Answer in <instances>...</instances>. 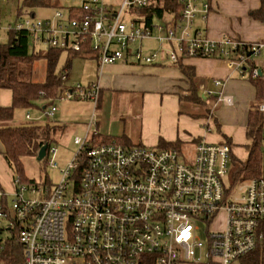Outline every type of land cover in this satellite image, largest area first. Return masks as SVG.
Segmentation results:
<instances>
[{
  "label": "built area",
  "instance_id": "2783aa9c",
  "mask_svg": "<svg viewBox=\"0 0 264 264\" xmlns=\"http://www.w3.org/2000/svg\"><path fill=\"white\" fill-rule=\"evenodd\" d=\"M70 1L68 17L56 10L53 18L39 20L27 11L9 32H27L47 51L94 58L100 67L154 65L163 58L176 65L189 57L226 61L244 76L251 60L264 53V43L203 36L195 21L199 14L207 21L209 6L200 9L198 0H178L177 17L150 23L137 11L159 0ZM145 42H156L159 49L147 53ZM259 76L252 69L251 78ZM215 84L223 87L221 81ZM100 95L99 84L64 87L58 100L97 106ZM218 102L232 105L223 93ZM56 111L51 105L46 117H55ZM74 143L78 152L56 185L29 187L17 178L9 204L0 183V264L10 261L5 255L15 234L22 264H234L257 248L264 180L233 181L227 143L199 142L190 159L177 148L94 144L89 136ZM57 156L58 149L50 147L46 157L55 169ZM220 214L223 230H207L201 240L197 223L213 224Z\"/></svg>",
  "mask_w": 264,
  "mask_h": 264
},
{
  "label": "crops",
  "instance_id": "0c3cea01",
  "mask_svg": "<svg viewBox=\"0 0 264 264\" xmlns=\"http://www.w3.org/2000/svg\"><path fill=\"white\" fill-rule=\"evenodd\" d=\"M115 1L120 4L122 0ZM64 2L52 0L49 8L59 10ZM205 5L209 6L207 21L202 20V14L195 21L196 30L203 36L214 41L233 37L249 44L264 43V0H198L200 9ZM172 16L167 13L165 19ZM158 49L144 44L147 53ZM78 57L87 61L84 70L94 76L89 85L99 84L101 89L97 106L79 102L90 110L86 137H91L92 142L96 143L98 137L110 138L125 146L152 148H161L163 142L178 144L176 148L182 152L186 148L193 151L199 142L227 143L232 148V160L246 162L249 158L253 143L248 135L249 123L253 122L254 112L264 114L260 109L264 106V53L251 60L244 76L226 61L217 59L187 57L172 65L163 58L154 65L131 62L100 67L94 58ZM182 67L191 70L197 93L204 102L185 99L192 85ZM71 68L69 62L65 70ZM254 68L261 76L262 88L251 78ZM217 81L223 82V87L216 86ZM208 92L214 95L209 96ZM220 93L229 97L232 105L218 102ZM12 102V92L0 89V106L10 107ZM261 133L264 135V128ZM123 136L127 139L120 141ZM0 144L4 159L1 140ZM4 178L0 171L3 187Z\"/></svg>",
  "mask_w": 264,
  "mask_h": 264
},
{
  "label": "trees",
  "instance_id": "16d2710c",
  "mask_svg": "<svg viewBox=\"0 0 264 264\" xmlns=\"http://www.w3.org/2000/svg\"><path fill=\"white\" fill-rule=\"evenodd\" d=\"M52 0H23L19 8V16L23 18V12H33L36 8H49ZM181 8L178 0H159L150 8L137 11L138 16L145 19L146 23L153 19L163 20L167 13L178 16ZM25 12V13H26ZM34 13V12H33ZM20 18V19H21ZM30 37L27 32H10L8 42L0 45V89H7L12 92L13 102L10 107L0 106V140L5 147L3 157L13 173L14 180L19 178L25 183L23 176L24 168L22 160L25 157H37L41 148L45 145L48 149L55 146L54 135L62 131L59 125L27 123L19 126L12 124L15 111L17 109L29 110L40 100H47L54 105L64 89L62 75L57 73V65L61 50H48L45 53L30 52ZM44 59L47 64L46 79L42 83L31 81L30 74L32 67L38 59ZM183 68V67H182ZM184 73L189 78L192 89L186 100L194 103L204 102L197 93L194 76L191 70L183 68ZM258 87L262 88L261 76L255 80ZM101 96V95H100ZM100 101V100H99ZM99 103V102H98ZM45 110V109H44ZM253 122L249 123L248 135L253 139L249 147L250 155L246 162L233 159V169L231 177L233 181H243L248 179L264 180V154L262 152V129L264 128V114L254 112ZM126 136L121 140H126ZM96 143H110L113 139L95 138ZM178 144H161V148H176ZM47 159V157L45 158ZM261 239L258 240L257 248L251 254L243 257L241 264H264V222L259 229ZM12 248L7 249L5 258L10 260L7 264H22V249L15 237L12 241Z\"/></svg>",
  "mask_w": 264,
  "mask_h": 264
},
{
  "label": "rangeland",
  "instance_id": "374dc122",
  "mask_svg": "<svg viewBox=\"0 0 264 264\" xmlns=\"http://www.w3.org/2000/svg\"><path fill=\"white\" fill-rule=\"evenodd\" d=\"M61 8H58L65 17L69 15V8L72 6L70 0H64ZM23 0H0V45L6 44L9 39V29H14L18 21L20 20L19 8ZM24 10L23 15L25 16ZM36 14V18L39 20L51 19L54 17L56 9L55 8H36L33 11ZM32 12V13H33ZM23 16V17H24ZM30 52H41L45 53L47 47L43 45V42H36L30 38ZM148 43V44H147ZM146 46H151L154 49H158L156 42H145ZM71 62L72 68L68 70L67 80L64 82V86L69 89H74L77 87L87 88L89 82L94 76L90 75L89 71L84 70L87 61L81 59L75 55H69L63 52L60 55V59L57 65V73L64 74L65 67ZM46 68L47 64L44 59H38L35 61L31 74L30 80L33 82H44L46 79ZM96 77V76H95ZM56 113L55 117H46L45 109H51V104L47 100H40L37 104L29 109H17L13 118L12 124L14 126H19L27 123H36L39 125L54 124L62 127V131H58L55 135V147L58 149V156L56 162L59 165L58 169L53 168L49 164L48 159L43 161H38L37 157H25L22 160L24 173L23 176L26 179V184L29 187L32 186H53L60 182L61 180V170L66 168L68 163L72 161L79 147L74 143L76 138H85L87 133L88 124L90 123V110L83 103L78 101H62L58 100L55 102ZM79 108V109H78ZM85 109V110H84ZM76 111V114L73 112ZM81 110L83 112H81ZM28 114L31 120L27 119ZM78 117V118H77ZM77 119V121H75ZM102 144V143H101ZM1 148V144H0ZM191 149L186 148L183 153L188 159L192 156ZM191 155V156H190ZM0 171L4 173L5 178L3 180V185L6 192L9 194V204H12L15 200L13 194L15 190L14 178L15 174L8 164L0 156ZM230 181V180H229ZM26 198L32 199L34 196L31 193H26ZM223 219L224 215L220 214L213 224H207V222L199 221L197 226L199 227L198 235L201 240H206V232L209 231H221L223 230ZM8 234H6L7 236Z\"/></svg>",
  "mask_w": 264,
  "mask_h": 264
},
{
  "label": "water",
  "instance_id": "95a60500",
  "mask_svg": "<svg viewBox=\"0 0 264 264\" xmlns=\"http://www.w3.org/2000/svg\"><path fill=\"white\" fill-rule=\"evenodd\" d=\"M47 151H48V146L47 145L43 146L38 153L37 160L40 162L43 161L47 156Z\"/></svg>",
  "mask_w": 264,
  "mask_h": 264
}]
</instances>
